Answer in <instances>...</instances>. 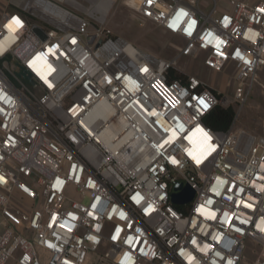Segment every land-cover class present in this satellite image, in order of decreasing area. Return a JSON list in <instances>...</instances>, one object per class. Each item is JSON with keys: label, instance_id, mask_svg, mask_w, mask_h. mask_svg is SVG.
Returning a JSON list of instances; mask_svg holds the SVG:
<instances>
[{"label": "built area", "instance_id": "built-area-1", "mask_svg": "<svg viewBox=\"0 0 264 264\" xmlns=\"http://www.w3.org/2000/svg\"><path fill=\"white\" fill-rule=\"evenodd\" d=\"M123 2L178 37L174 57L112 34L97 0L0 11V264H264V136L236 124L264 0ZM180 57L232 71L233 98L169 80ZM217 104L235 109L226 130L204 122Z\"/></svg>", "mask_w": 264, "mask_h": 264}, {"label": "rangeland", "instance_id": "rangeland-1", "mask_svg": "<svg viewBox=\"0 0 264 264\" xmlns=\"http://www.w3.org/2000/svg\"><path fill=\"white\" fill-rule=\"evenodd\" d=\"M7 2L8 0H0V11L5 8ZM104 25L112 34L124 37L134 45L158 57L170 59L176 54L177 47L181 46L178 37L142 19L123 0H114L104 17ZM174 70L182 76L195 75L202 79L219 94L220 102L225 98L230 100L233 98L236 82L232 79V71L213 73L202 66L199 58L186 57L177 59ZM230 106L233 107V104ZM236 124L256 136H264V73L257 76L253 90L237 116ZM67 193L70 197H75L70 191ZM248 245L252 246L250 242ZM245 255L247 259L251 257L249 248Z\"/></svg>", "mask_w": 264, "mask_h": 264}, {"label": "trees", "instance_id": "trees-1", "mask_svg": "<svg viewBox=\"0 0 264 264\" xmlns=\"http://www.w3.org/2000/svg\"><path fill=\"white\" fill-rule=\"evenodd\" d=\"M181 79L184 80L185 76L179 75L175 70L170 71L169 80ZM219 97V95H218ZM234 108L232 106L224 107L217 104L204 118V122L209 127L215 130H226L234 119ZM180 209L181 207H176Z\"/></svg>", "mask_w": 264, "mask_h": 264}, {"label": "water", "instance_id": "water-1", "mask_svg": "<svg viewBox=\"0 0 264 264\" xmlns=\"http://www.w3.org/2000/svg\"><path fill=\"white\" fill-rule=\"evenodd\" d=\"M34 30L38 32L37 28H35ZM89 40H91V37L89 38ZM19 75H21L23 78H29V73L24 69L21 70ZM193 196H194V190L189 185L186 184L181 187L180 192L171 194V202L174 205L182 204L190 201L193 198Z\"/></svg>", "mask_w": 264, "mask_h": 264}, {"label": "bare ground", "instance_id": "bare-ground-1", "mask_svg": "<svg viewBox=\"0 0 264 264\" xmlns=\"http://www.w3.org/2000/svg\"><path fill=\"white\" fill-rule=\"evenodd\" d=\"M99 1V10L101 12V19H103L107 12H108V9L110 8L111 4H112V1L111 0H97Z\"/></svg>", "mask_w": 264, "mask_h": 264}, {"label": "snow or ice", "instance_id": "snow-or-ice-1", "mask_svg": "<svg viewBox=\"0 0 264 264\" xmlns=\"http://www.w3.org/2000/svg\"><path fill=\"white\" fill-rule=\"evenodd\" d=\"M149 2H151V0H149ZM14 22L18 25V26H22L21 22L17 19V18H13ZM193 24H195V21L192 22ZM189 34H191V32H189ZM75 43V41H73ZM237 55H239V53H237ZM201 103H203V101H201ZM207 106V105H205ZM200 161L197 159V163H199ZM173 163H176V161H173ZM115 238V237H114Z\"/></svg>", "mask_w": 264, "mask_h": 264}, {"label": "crops", "instance_id": "crops-1", "mask_svg": "<svg viewBox=\"0 0 264 264\" xmlns=\"http://www.w3.org/2000/svg\"><path fill=\"white\" fill-rule=\"evenodd\" d=\"M221 7L222 8H226V5L224 3H221ZM264 73V68H262L259 72H258V75Z\"/></svg>", "mask_w": 264, "mask_h": 264}]
</instances>
